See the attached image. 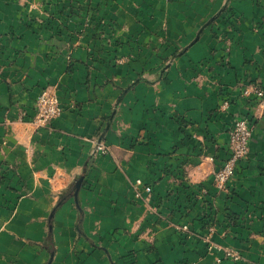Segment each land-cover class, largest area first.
Listing matches in <instances>:
<instances>
[{
    "label": "crops",
    "instance_id": "crops-1",
    "mask_svg": "<svg viewBox=\"0 0 264 264\" xmlns=\"http://www.w3.org/2000/svg\"><path fill=\"white\" fill-rule=\"evenodd\" d=\"M256 80L264 0H0V264H264ZM47 87L64 111L40 126ZM239 115L251 149L219 188Z\"/></svg>",
    "mask_w": 264,
    "mask_h": 264
},
{
    "label": "built area",
    "instance_id": "built-area-1",
    "mask_svg": "<svg viewBox=\"0 0 264 264\" xmlns=\"http://www.w3.org/2000/svg\"><path fill=\"white\" fill-rule=\"evenodd\" d=\"M243 93L250 95L251 93L257 96H263L264 90L256 85L243 88ZM36 117L35 122L40 126L49 125L53 119L59 117L63 111L60 97L55 88L47 87L43 89L36 102ZM254 126L249 117L239 115L234 119L233 124L229 129L230 137V153L228 158L223 164L214 172V181L217 187L225 188L229 182L235 177L237 167L240 161L246 159L251 149V143L253 139ZM94 152L111 153L110 145L100 140L95 145ZM135 188L137 196L144 198V200L150 203L153 188L151 185L145 184L142 179L135 181ZM152 209H156V206L151 205ZM182 232L190 233V227L188 225L177 226ZM213 228L211 227L210 230ZM227 254L229 256L237 257L235 251L228 248Z\"/></svg>",
    "mask_w": 264,
    "mask_h": 264
},
{
    "label": "rangeland",
    "instance_id": "rangeland-1",
    "mask_svg": "<svg viewBox=\"0 0 264 264\" xmlns=\"http://www.w3.org/2000/svg\"><path fill=\"white\" fill-rule=\"evenodd\" d=\"M253 85H256V86H258V87H260V88H262L263 90H264V85H263V83L260 81V80H256V81H245L244 83H243V87L242 88H247V87H249V86H253ZM243 95L244 96H246L248 99L250 98V99H254V100H256V101H258V102H260V105H263L262 107H263V109H264V95L263 96H257L256 94H254L253 95V93H251L250 95H245L244 93H243ZM243 116H245V115H243ZM246 117H248V116H246ZM250 118V117H249ZM251 119V118H250ZM251 122H252V124H253V126H254V129H255V124H254V122H253V120L251 119ZM254 129H253V133H254ZM214 221V220H213ZM211 222L210 224H209V227H208V234H206L205 235V238H206V240L208 239V238H210V236L212 235V233L215 231V229H216V224H215V222ZM176 226H178V225H176ZM213 228L212 230H210V228ZM178 228V227H177ZM179 229V228H178ZM180 230V229H179ZM191 230V229H190ZM209 240V239H208ZM211 246H212V244L211 245H209V248L211 249ZM228 248L229 249H231V250H233V251H235V253L237 254V256H238V258L237 257H234V256H229L228 254H227V251H228ZM221 249V248H220ZM225 257H224V259H232V260H235V261H238V260H241L242 259V253L238 250V249H236V248H234V247H231V246H226V248H225ZM219 261H221V259H219Z\"/></svg>",
    "mask_w": 264,
    "mask_h": 264
},
{
    "label": "water",
    "instance_id": "water-1",
    "mask_svg": "<svg viewBox=\"0 0 264 264\" xmlns=\"http://www.w3.org/2000/svg\"><path fill=\"white\" fill-rule=\"evenodd\" d=\"M84 179H85V173H83L79 179L76 181L75 183V191H74V196L75 198L78 200V197H79V192H80V189L83 185V182H84Z\"/></svg>",
    "mask_w": 264,
    "mask_h": 264
}]
</instances>
